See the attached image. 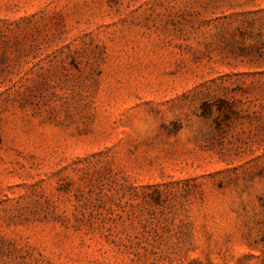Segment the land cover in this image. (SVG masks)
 Wrapping results in <instances>:
<instances>
[{
  "label": "rangeland",
  "instance_id": "rangeland-1",
  "mask_svg": "<svg viewBox=\"0 0 264 264\" xmlns=\"http://www.w3.org/2000/svg\"><path fill=\"white\" fill-rule=\"evenodd\" d=\"M0 264H264V0H0Z\"/></svg>",
  "mask_w": 264,
  "mask_h": 264
}]
</instances>
